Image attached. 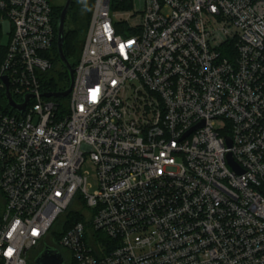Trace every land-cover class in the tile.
Instances as JSON below:
<instances>
[{
  "label": "built area",
  "instance_id": "2783aa9c",
  "mask_svg": "<svg viewBox=\"0 0 264 264\" xmlns=\"http://www.w3.org/2000/svg\"><path fill=\"white\" fill-rule=\"evenodd\" d=\"M135 1L132 29L115 19ZM2 33L0 264L46 247L65 264H264V0H95L62 118L43 97L49 0H0ZM5 78L33 96L24 113Z\"/></svg>",
  "mask_w": 264,
  "mask_h": 264
},
{
  "label": "trees",
  "instance_id": "16d2710c",
  "mask_svg": "<svg viewBox=\"0 0 264 264\" xmlns=\"http://www.w3.org/2000/svg\"><path fill=\"white\" fill-rule=\"evenodd\" d=\"M94 4H95V0H82V6H80L79 8H74L75 5L74 2L68 17L73 20L74 28L72 30H69L66 27L64 53L66 59L72 65L73 68L77 66L80 60V54L84 43V39L81 44L80 50H78L76 42L78 41L80 35L83 32L86 33L89 28ZM52 10H53L54 33H55V41H54L53 53H52L54 69L50 73L49 77L45 80V84L43 87L46 93H59L66 91L70 87V78L66 68L60 62L58 50H57V37H58L57 22L61 15L63 7H61V9H58L52 6ZM6 50L7 47L6 48L2 47L0 41V63L5 56ZM51 101H53L57 106L56 115L58 116V118H62L63 116L68 114V107H69L68 98L52 99ZM70 216H71L69 217L70 223L67 226L68 229L71 227L73 223L83 220V217H81V215L72 216L70 214Z\"/></svg>",
  "mask_w": 264,
  "mask_h": 264
},
{
  "label": "rangeland",
  "instance_id": "374dc122",
  "mask_svg": "<svg viewBox=\"0 0 264 264\" xmlns=\"http://www.w3.org/2000/svg\"><path fill=\"white\" fill-rule=\"evenodd\" d=\"M66 0H49V3L58 8L61 9V7L64 6ZM80 6H82V0H75V5L74 8H79ZM131 8V4H127L126 9L128 10H124L122 11L121 15L118 16L115 20L118 23H122V22H126V20H128L129 25L131 26L132 29H135L137 27V22H138V18L135 20L134 18H132L131 16L134 14V12L139 13L138 15H140L143 11H144V3L141 1H135L132 4V8ZM66 27L69 30H72L74 28L73 25V20L71 18H68L67 23H66ZM87 32H83L78 41L76 42L77 48L78 50H80L81 44L83 42L84 37H86ZM11 36L9 34L6 33H2L0 34V41H1V45L2 47L6 48L9 45ZM68 112H69V108H70V98L68 97ZM219 125H222L221 123H219ZM83 173L84 176L87 179V184L89 188V191L91 194L95 193L98 189H99V180H98V173H97V168L96 166L93 164L92 161L87 160V162L84 164L83 166ZM86 206H85V202H83V200H81L80 198L77 199L74 204L72 205L70 211H69V216L70 214L72 216L74 215H81V217H83V219H86ZM71 217V216H70ZM65 218H61L52 228L51 233L54 234L56 240H59V236L61 234L64 233V229H63V223H64ZM139 237H134L132 238V240L135 242L138 240ZM60 253H63L66 255V253L61 250Z\"/></svg>",
  "mask_w": 264,
  "mask_h": 264
},
{
  "label": "water",
  "instance_id": "95a60500",
  "mask_svg": "<svg viewBox=\"0 0 264 264\" xmlns=\"http://www.w3.org/2000/svg\"><path fill=\"white\" fill-rule=\"evenodd\" d=\"M75 0H66L65 4L63 6V10L61 12V15L58 19L57 22V50H58V55L60 62L62 65L66 68L69 78H70V87L64 91V92H59V93H45L43 94L44 98L47 99H66L70 96L73 86H74V79H75V69L72 67V65L68 62V60L65 57L64 53V47H65V35H66V23L69 17V14L71 12V9L73 7ZM5 83L7 86V92L6 96L9 101L10 106L12 109L17 111L18 113L22 114L25 112L26 107L28 103L33 99V96L28 95L25 97V102L23 104H18L16 103L10 94L9 91V83L8 79L5 78ZM232 142L231 140L228 141V146L231 147ZM229 161L232 166H234V163L229 156ZM35 264H65L64 258L60 251L54 248L46 247L42 250L40 253L39 257L35 261Z\"/></svg>",
  "mask_w": 264,
  "mask_h": 264
}]
</instances>
